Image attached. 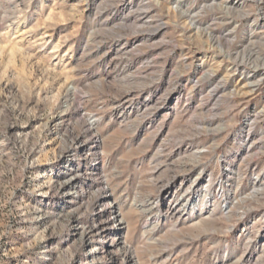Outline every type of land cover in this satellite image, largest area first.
I'll use <instances>...</instances> for the list:
<instances>
[{
  "label": "rangeland",
  "instance_id": "obj_1",
  "mask_svg": "<svg viewBox=\"0 0 264 264\" xmlns=\"http://www.w3.org/2000/svg\"><path fill=\"white\" fill-rule=\"evenodd\" d=\"M0 264H264V0H0Z\"/></svg>",
  "mask_w": 264,
  "mask_h": 264
},
{
  "label": "bare ground",
  "instance_id": "obj_2",
  "mask_svg": "<svg viewBox=\"0 0 264 264\" xmlns=\"http://www.w3.org/2000/svg\"><path fill=\"white\" fill-rule=\"evenodd\" d=\"M254 86H255V85H254ZM254 88H255V87H254ZM95 121H96V120L93 119V120L91 121V125H92V124H95ZM183 205H184V204H183ZM114 219H115L116 222L121 223V221H120V219H119V217H118L117 214L114 216Z\"/></svg>",
  "mask_w": 264,
  "mask_h": 264
}]
</instances>
